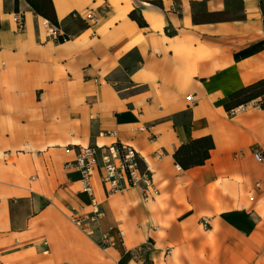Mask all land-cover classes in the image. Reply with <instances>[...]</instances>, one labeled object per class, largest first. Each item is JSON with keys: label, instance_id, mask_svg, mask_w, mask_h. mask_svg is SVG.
<instances>
[{"label": "crops", "instance_id": "crops-1", "mask_svg": "<svg viewBox=\"0 0 264 264\" xmlns=\"http://www.w3.org/2000/svg\"><path fill=\"white\" fill-rule=\"evenodd\" d=\"M53 3L65 41L27 0H0V264H264V107L226 106L264 80V0ZM193 3L230 19L196 23ZM207 135L210 158L183 168L176 151ZM117 139L144 156L153 197L112 196L88 235L68 217L87 197L66 147ZM119 229L125 246L99 244Z\"/></svg>", "mask_w": 264, "mask_h": 264}, {"label": "built area", "instance_id": "built-area-1", "mask_svg": "<svg viewBox=\"0 0 264 264\" xmlns=\"http://www.w3.org/2000/svg\"><path fill=\"white\" fill-rule=\"evenodd\" d=\"M14 19L18 31L25 29V16L21 12L14 13ZM85 19L90 24H95L100 19V13L89 10ZM45 31L56 42L65 41L61 37L58 27L50 20L43 21ZM64 39V40H62ZM195 102L192 95L187 97ZM249 105L263 107L264 96L252 100L247 104L240 105L235 111L246 110ZM105 134V133H103ZM107 135H117V131H109ZM66 152L72 157L65 163V167L77 171L81 176L83 192L87 200L77 205H71L68 209V217L88 235H93L98 223L105 215L104 203L112 196L121 193L131 187H139L145 200L153 197V172L146 164L144 156L130 143L117 139L109 144L82 145L73 144L66 147ZM255 156L262 159V152L257 151ZM100 184L104 196L98 194L97 185ZM204 223H208L207 220ZM125 232L117 231V239L112 238L110 233H103L99 244L103 247L125 246ZM48 245L47 242H45Z\"/></svg>", "mask_w": 264, "mask_h": 264}, {"label": "trees", "instance_id": "trees-1", "mask_svg": "<svg viewBox=\"0 0 264 264\" xmlns=\"http://www.w3.org/2000/svg\"><path fill=\"white\" fill-rule=\"evenodd\" d=\"M43 17L50 20L55 26H59V19L55 10L53 0H27ZM198 5V6H197ZM198 7V8H197ZM193 19L196 23L215 22L229 20L227 11L211 12L206 9L205 3H193ZM197 8V9H196ZM131 17L138 20L140 24L146 25L136 11L131 12ZM64 37V36H61ZM68 38V37H66ZM64 40V39H62ZM264 95V80L248 85L231 94L227 108H236L247 104L254 99ZM264 107V105H263ZM215 147L214 139L211 135L203 136L183 144L175 153L178 163L185 169L193 166L203 165L211 156V150Z\"/></svg>", "mask_w": 264, "mask_h": 264}]
</instances>
